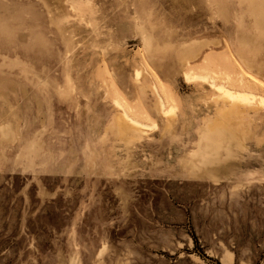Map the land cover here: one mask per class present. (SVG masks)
<instances>
[{"label":"rangeland","instance_id":"374dc122","mask_svg":"<svg viewBox=\"0 0 264 264\" xmlns=\"http://www.w3.org/2000/svg\"><path fill=\"white\" fill-rule=\"evenodd\" d=\"M261 7L0 0V264H264ZM188 70L253 98L196 171L217 92ZM115 101L141 125L127 139Z\"/></svg>","mask_w":264,"mask_h":264},{"label":"crops","instance_id":"0c3cea01","mask_svg":"<svg viewBox=\"0 0 264 264\" xmlns=\"http://www.w3.org/2000/svg\"><path fill=\"white\" fill-rule=\"evenodd\" d=\"M258 29L260 31V35L264 34V25L263 26L258 25ZM144 40H145V43H146V46L148 49L153 47L152 42H151V38L149 36L144 37ZM239 46L240 47H238L239 48L238 49V55L240 58L241 65H242V67L246 66V67L250 68L251 65L247 63V58L251 59V56L247 54L246 49L243 47V44L240 43ZM205 57L203 58V60L205 59ZM183 77H184V73H183ZM195 82H201V83L209 86L207 83L202 82V81H195ZM195 82H188V83H195ZM210 88L213 89L212 87H210ZM214 103L216 105L215 113L212 117H208L207 119H205V122L202 126L203 130L201 131V133L199 135V139L196 143L197 147L190 154L191 157L197 158V162H192V170H194V171L201 170V168H203V167L206 168L208 165H213V164L219 163V160L221 159L220 151H222V150L228 151L227 146L229 144H226V143L227 142L230 143L232 140L238 139V135H229L228 134V132L231 131L230 128H232V127L237 128V130H239L240 132H243L244 128H245L244 125L246 122L245 110L247 108L249 109L251 107V104L243 103L240 101L230 100V99L222 96L218 92H217V97H216ZM157 108L162 110L161 103H160V100L158 98H157ZM116 128H117V132H118L119 136L122 139H127L130 135L138 133L141 129V126L130 122L128 119H126L123 116V114H121V116L118 118ZM3 134H4V136L7 137V131H4ZM121 134H122V136H121ZM126 136H127V138H126ZM218 146H219V149H217ZM30 149H31V152L34 150L33 144L30 146ZM201 151H202V153H201ZM203 153H205V154L203 155ZM202 155L205 158H203ZM200 156H202V157L200 158ZM201 159L207 160V162H206L207 164L203 163V162H205L204 160L200 161ZM215 160H217V161H215ZM184 161H183V163H184ZM208 161L210 163H208ZM198 162H201V163H198Z\"/></svg>","mask_w":264,"mask_h":264},{"label":"bare ground","instance_id":"6f19581e","mask_svg":"<svg viewBox=\"0 0 264 264\" xmlns=\"http://www.w3.org/2000/svg\"><path fill=\"white\" fill-rule=\"evenodd\" d=\"M245 1H264V0H245ZM257 14L261 17V18H264V7H261L258 11H257ZM217 69V68H216ZM219 69V68H218ZM217 69V70H218ZM215 72V71H214ZM224 72H225V70H224ZM185 74V76L184 77H186L188 80V82H194L196 79H197V81H199V80H201L202 82H205V83H207L210 87H212L214 90H216L219 94H221L222 96H224V97H226V98H228V99H230V100H234V101H240V102H243V103H247V102H249V101H251L253 98H251V96H248V94L247 93H245L243 90H235V89H231V88H229L228 86H226V83H223L221 80V82L219 81H216V79H214L213 77H211V76H197V75H195V76H191V75H193L192 74V71H190V70H188V76H187V72L185 71L184 72ZM208 73V72H207ZM206 73V74H207ZM216 74H217V72H215ZM222 73V72H221ZM224 74V73H223ZM203 75V74H202ZM208 75H209V73H208ZM211 75H212V73H211ZM214 75V74H213ZM212 75V76H213ZM239 75H242L240 72H239ZM221 76V75H220ZM223 76V75H222ZM230 77V76H229ZM228 77V78H229ZM221 78H223V77H221ZM226 78V77H225ZM226 78L227 79V81L229 82V83H232V81H231V79L229 78ZM240 79V80H239ZM238 79V84L237 85H239V84H243V78L241 79V78H239ZM225 80V79H224ZM231 81V82H230ZM233 84V83H232ZM157 95V94H156ZM257 96H259L260 98H262V101L264 102V97H261V96H263V95H257ZM162 100V99H161ZM261 101V102H262ZM116 102V104H117V106H119L120 108H122V114H123V116L126 118V119H128L130 122H132V123H134V124H136V125H138L139 124V122H137L136 120H133V118L132 119H130L131 118V116L130 117H128V115H126L125 114V110H124V108H123V106L122 105H120L117 101H115ZM160 103H161V108L163 109L164 108V103H162L161 101H160ZM251 103V102H250ZM122 104V103H121ZM264 104V103H263ZM124 105V104H123ZM173 108H165L164 110H163V112H166V113H168V112H171V110H172ZM167 115V114H166ZM222 121V120H221ZM141 126V125H140ZM123 134V133H122ZM122 134H121V136H122ZM125 134V133H124ZM125 138V137H124ZM126 138H127V136H126ZM220 144V143H219ZM218 144V145H219ZM226 144H230L229 142H227ZM225 144V145H226ZM238 144V143H237ZM240 144V143H239ZM205 145V144H204ZM213 145V144H212ZM227 147H229V145L227 146ZM217 149H219V146H218V148ZM200 152V151H199ZM228 152V151H227ZM201 153H202V151H201ZM205 153H203V155H204ZM209 154V153H208ZM226 154H228V153H226ZM202 155V156H203ZM207 155V154H206ZM202 156H200V158L202 157ZM210 156V155H209ZM227 156V155H226ZM208 157V156H207ZM206 157V158H207ZM203 158H205L204 156H203ZM208 159V158H207ZM204 159H201L200 161H203ZM205 162H203V163H206L207 162V160H204ZM211 161V160H210ZM215 161H217V160H215ZM212 162V161H211ZM198 163H201V162H198ZM202 163V164H203ZM208 163H210L209 161H208ZM207 164V163H206ZM74 264H75V262H74Z\"/></svg>","mask_w":264,"mask_h":264}]
</instances>
